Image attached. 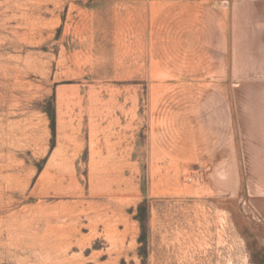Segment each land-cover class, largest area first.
I'll return each instance as SVG.
<instances>
[{
  "label": "rangeland",
  "instance_id": "rangeland-1",
  "mask_svg": "<svg viewBox=\"0 0 264 264\" xmlns=\"http://www.w3.org/2000/svg\"><path fill=\"white\" fill-rule=\"evenodd\" d=\"M0 264H264V0H0Z\"/></svg>",
  "mask_w": 264,
  "mask_h": 264
},
{
  "label": "bare ground",
  "instance_id": "bare-ground-1",
  "mask_svg": "<svg viewBox=\"0 0 264 264\" xmlns=\"http://www.w3.org/2000/svg\"><path fill=\"white\" fill-rule=\"evenodd\" d=\"M118 192V191H117Z\"/></svg>",
  "mask_w": 264,
  "mask_h": 264
}]
</instances>
